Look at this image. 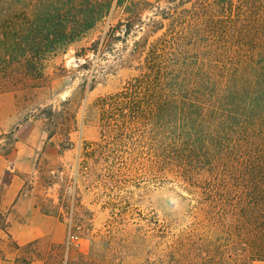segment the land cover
Wrapping results in <instances>:
<instances>
[{"label":"trees","instance_id":"trees-1","mask_svg":"<svg viewBox=\"0 0 264 264\" xmlns=\"http://www.w3.org/2000/svg\"><path fill=\"white\" fill-rule=\"evenodd\" d=\"M157 1L163 5L0 0V91L37 86L50 55L122 8L125 17L109 25L102 43L112 48L120 41L128 49L122 64L135 62L138 72L121 90L97 100L102 122L108 130L147 139L159 165L174 169L192 196L187 224L154 264L264 261V0ZM145 6L153 9L143 18ZM39 115L52 138L60 128L58 112L46 105ZM19 125L0 133V147L8 140L6 152ZM70 145L68 137L59 143L61 149ZM82 154L86 161L87 146ZM56 177L39 180L51 185ZM59 185L55 213L69 222L65 242L55 248L64 254L71 241L93 239L81 228L78 207H85L75 193L67 201L65 181ZM157 226L159 238L165 237L168 223ZM32 246L22 247V264L37 257L29 254Z\"/></svg>","mask_w":264,"mask_h":264},{"label":"rangeland","instance_id":"rangeland-1","mask_svg":"<svg viewBox=\"0 0 264 264\" xmlns=\"http://www.w3.org/2000/svg\"><path fill=\"white\" fill-rule=\"evenodd\" d=\"M143 1L163 5V1ZM145 7L143 18L153 9ZM125 15L122 8H115L86 35L50 55L37 86L0 91V132L21 124V138L15 133V139L33 157L25 175L27 195L22 199L50 210L24 211L30 218L26 222L29 236L34 237L29 254L45 264H154L172 235L188 222L192 196L183 188L182 178L174 169L159 165L147 139L143 141L133 132L108 130L101 119L97 100L121 90L138 72L135 62L122 64L128 49L120 41L113 42L112 48L102 43L109 25ZM96 40L99 42L93 45ZM9 99H14V107ZM46 105L58 112L54 118L60 121L52 138L47 137V126L39 115ZM66 137L71 145L61 149L59 143ZM7 141L2 140L1 153H6ZM85 146L91 154L83 161ZM50 174L57 175L54 183L42 185L39 176ZM60 181H65L66 200L75 193L91 212L89 219L85 208L78 207L81 228L89 230L87 237L93 239L71 241L64 254L55 248L65 242L69 222L68 216L55 213ZM164 223L169 228L159 238L157 224Z\"/></svg>","mask_w":264,"mask_h":264},{"label":"crops","instance_id":"crops-1","mask_svg":"<svg viewBox=\"0 0 264 264\" xmlns=\"http://www.w3.org/2000/svg\"><path fill=\"white\" fill-rule=\"evenodd\" d=\"M9 104L14 107V99H9ZM16 133L21 138V129L18 128ZM29 151L20 145L19 140H15L9 152H0V213L4 218V226L0 229V264H22L19 259L23 254L22 247L34 239L29 236L26 222L30 218L24 211L28 208L32 213H37L40 207L35 201L29 203L22 199L27 195L23 189L25 175L31 170L33 161ZM29 264H44V260L35 257Z\"/></svg>","mask_w":264,"mask_h":264},{"label":"water","instance_id":"water-1","mask_svg":"<svg viewBox=\"0 0 264 264\" xmlns=\"http://www.w3.org/2000/svg\"><path fill=\"white\" fill-rule=\"evenodd\" d=\"M65 95H66V94L64 93V94L62 95V97L64 98V97H65Z\"/></svg>","mask_w":264,"mask_h":264}]
</instances>
